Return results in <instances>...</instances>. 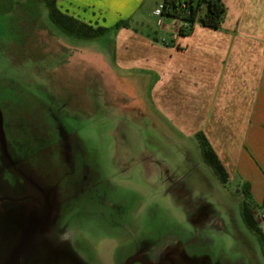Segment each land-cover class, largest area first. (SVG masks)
I'll return each mask as SVG.
<instances>
[{
	"label": "rangeland",
	"instance_id": "obj_1",
	"mask_svg": "<svg viewBox=\"0 0 264 264\" xmlns=\"http://www.w3.org/2000/svg\"><path fill=\"white\" fill-rule=\"evenodd\" d=\"M111 38L65 34L42 2L0 0V264H264L244 182H221L194 141L154 154L151 127L118 109L95 62L71 60ZM261 178L262 200L249 182L248 200L264 231Z\"/></svg>",
	"mask_w": 264,
	"mask_h": 264
},
{
	"label": "crops",
	"instance_id": "obj_2",
	"mask_svg": "<svg viewBox=\"0 0 264 264\" xmlns=\"http://www.w3.org/2000/svg\"><path fill=\"white\" fill-rule=\"evenodd\" d=\"M152 2L56 0L63 13L112 34L110 48H79L71 60L95 62L106 92L118 99V109H134L137 124L151 127L148 141L160 142L154 154L173 155L175 146L183 155L190 141L199 149L196 135L202 133L228 180L249 182L259 202L262 197L255 189L260 191L264 169V0H223L225 16L218 28L195 22L190 32L174 38V28L151 22L158 9ZM119 21L127 26L116 27ZM11 205L7 212L23 206Z\"/></svg>",
	"mask_w": 264,
	"mask_h": 264
},
{
	"label": "trees",
	"instance_id": "obj_3",
	"mask_svg": "<svg viewBox=\"0 0 264 264\" xmlns=\"http://www.w3.org/2000/svg\"><path fill=\"white\" fill-rule=\"evenodd\" d=\"M34 1L42 2L47 9L50 21L69 36L91 39L99 37L106 32L105 27H94L71 15L63 13L57 7L56 0ZM160 15L182 20L185 25L180 27L179 33L190 32L195 22H199L205 27L216 29L224 19L225 5L223 0H162ZM115 26H127V22L119 21ZM196 136L204 162L214 170L221 182L226 183L228 174L207 139L202 133H198ZM244 186L241 217L246 226L256 234L264 256V231L257 224L249 205L248 199H251L249 183L244 182Z\"/></svg>",
	"mask_w": 264,
	"mask_h": 264
},
{
	"label": "built area",
	"instance_id": "obj_4",
	"mask_svg": "<svg viewBox=\"0 0 264 264\" xmlns=\"http://www.w3.org/2000/svg\"><path fill=\"white\" fill-rule=\"evenodd\" d=\"M157 12L160 14V9H157V10H156V13H157ZM184 25H185V23H184L182 26H184ZM180 27H181V25H180L179 27L177 26V27L174 28L173 38L175 37L176 34L179 33V29H180Z\"/></svg>",
	"mask_w": 264,
	"mask_h": 264
},
{
	"label": "clouds",
	"instance_id": "obj_5",
	"mask_svg": "<svg viewBox=\"0 0 264 264\" xmlns=\"http://www.w3.org/2000/svg\"><path fill=\"white\" fill-rule=\"evenodd\" d=\"M66 235H67V233H66Z\"/></svg>",
	"mask_w": 264,
	"mask_h": 264
}]
</instances>
